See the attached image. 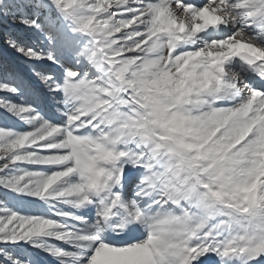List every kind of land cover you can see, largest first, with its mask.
Segmentation results:
<instances>
[{
  "label": "snow or ice",
  "instance_id": "snow-or-ice-1",
  "mask_svg": "<svg viewBox=\"0 0 264 264\" xmlns=\"http://www.w3.org/2000/svg\"><path fill=\"white\" fill-rule=\"evenodd\" d=\"M0 264H264V0H0Z\"/></svg>",
  "mask_w": 264,
  "mask_h": 264
},
{
  "label": "trees",
  "instance_id": "trees-1",
  "mask_svg": "<svg viewBox=\"0 0 264 264\" xmlns=\"http://www.w3.org/2000/svg\"><path fill=\"white\" fill-rule=\"evenodd\" d=\"M9 119H10L9 117L5 116L3 113H0V122H4L6 120L9 121Z\"/></svg>",
  "mask_w": 264,
  "mask_h": 264
}]
</instances>
